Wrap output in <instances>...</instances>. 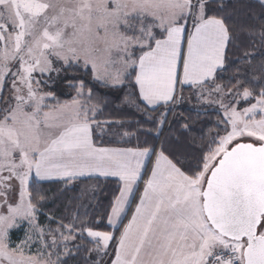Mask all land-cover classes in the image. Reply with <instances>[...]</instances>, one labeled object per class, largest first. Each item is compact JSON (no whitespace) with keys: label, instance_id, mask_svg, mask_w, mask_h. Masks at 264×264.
<instances>
[{"label":"snow or ice","instance_id":"1","mask_svg":"<svg viewBox=\"0 0 264 264\" xmlns=\"http://www.w3.org/2000/svg\"><path fill=\"white\" fill-rule=\"evenodd\" d=\"M240 7L250 22L237 26ZM241 35H258L262 51L233 60ZM257 55L264 56V0L259 11L240 0H0V264H67L73 249L84 248L78 238L93 245L91 264H109L103 257L110 264H264V86H255L264 80L241 79L237 68L232 87L217 82L232 64L250 66ZM91 82L131 89L125 102L141 110L177 104L187 86L218 105V131L195 162L163 141L98 146L94 130L104 129L81 99H91ZM61 87L75 96L46 103L56 95L42 88ZM96 175L119 181L107 212L112 231L98 230L102 220L87 212L55 228L38 225L46 197L33 202L34 178L67 187ZM23 222L29 229L14 245L10 230Z\"/></svg>","mask_w":264,"mask_h":264},{"label":"trees","instance_id":"2","mask_svg":"<svg viewBox=\"0 0 264 264\" xmlns=\"http://www.w3.org/2000/svg\"><path fill=\"white\" fill-rule=\"evenodd\" d=\"M240 3L241 5L251 3L254 10L259 11L258 1L240 0ZM245 10L244 7H240L236 19L237 26L241 23L250 22L248 18L243 15V11ZM241 42V47L233 48L229 53L233 60L245 51H262L258 35L255 39H251L247 35H241ZM261 63H264V56L261 55H257L255 59L251 60L250 66L243 63H234L223 74V80H218L217 82L223 83L227 87H232L235 84V80L230 82L229 77L236 73L237 68H239L243 74L240 77L241 79L247 77L250 81L253 80V78L264 80V69H261ZM77 75H79V73H77ZM86 79L91 81L90 72ZM10 83L11 81H9V85ZM245 86L253 87L254 85L249 83ZM255 86L258 90L259 86L264 85L257 84ZM87 87L92 88V97L88 99V102L98 109L95 119L101 122V124H105L103 128L106 129L102 135L98 134L100 133L99 129L94 130L93 138L98 146L136 148L155 144L159 147L163 141L165 147L173 155L186 157L195 162V158L200 155V149L206 146L218 131L217 121L221 118L220 113L211 110L209 107H205L200 112L186 110L184 116L177 117L168 124L171 115V112H169V116H167L160 130V114L165 112V107L155 110L149 108L147 110H141V108L132 106L125 102L126 93L131 91L129 88H106L95 82L88 83ZM44 89L45 91L55 92L56 99L49 101L50 105L56 104L57 100L60 103L70 101L73 96H75V91L73 89L63 87L59 89ZM187 92H192V90L187 88L183 89L182 96L184 97V93ZM10 93V87H6L3 95L7 99ZM240 106L246 107L247 104H241ZM171 111L173 110L171 109ZM149 117H155V122L151 121ZM106 121L111 123H104ZM184 125L188 126L187 129L184 128ZM125 132L129 133L128 136L130 138L128 140H124L125 136H123V133ZM221 134L223 133L221 132ZM145 141L148 143L145 144ZM150 167L151 163L148 166L147 173ZM147 173L139 189H141L147 177ZM72 183V187L69 185L66 187L64 182L59 181L42 183L35 181L34 185L30 188L33 192V202H36L38 195L46 197L43 203L38 205L41 208L40 218L48 214L55 215L61 218L64 223H69L73 215L79 214L81 218H84V214L87 212L89 219L102 220L98 230L112 231V229L107 226V212L110 211V204L114 195L118 194L119 182L90 178L76 180ZM122 227L123 225L120 228L122 229ZM116 235L118 236L119 232H117ZM77 240L84 245V248L68 259L67 264H91L93 257L89 258L87 249L92 248L93 245L88 239L80 240L78 238Z\"/></svg>","mask_w":264,"mask_h":264},{"label":"rangeland","instance_id":"3","mask_svg":"<svg viewBox=\"0 0 264 264\" xmlns=\"http://www.w3.org/2000/svg\"><path fill=\"white\" fill-rule=\"evenodd\" d=\"M255 1H258V2H259V0H255ZM56 66H58V65H56ZM52 75L54 76L55 73H53ZM36 78H37V79H41V77H40L39 75H37ZM43 79H47V76L43 77ZM42 90L45 91L44 88H42ZM190 93H191V92L184 93V97H183V99L179 102L180 105H179V104L175 105L174 107L171 108L173 111H168V112H167V114H166V118H167V116H169V115H168L169 112H171L170 120H169L168 124L171 123V121H173L175 118L180 117V116H181V117L184 116L186 110H187V111L189 110V111H194V112H200L201 110H203V109L205 108L204 106H199V108H198L199 110H198V111H196V110H192V109H189V107L187 106V102H188V100H191V99L194 100V97H193L192 94H190ZM81 99H82V102H85V103H86V106H88V107H95V106H93L92 104H90V103L88 102V98H87V96H85V97H83V98H81ZM51 100H52V99L47 100L46 103L49 104V101H51ZM178 107H180V108H178ZM95 108H96V107H95ZM214 111H215V110H214ZM97 112H98V109L96 108V114H97ZM164 123H165V122H164ZM164 123H163V124H164ZM103 127H105V124H101V128H103ZM162 127H163V125L160 126V130L162 129ZM97 129H99V128H97ZM103 129H104V131L106 130L105 128H103ZM99 130H100V129H99ZM129 138H130L129 136H125V137H124V140H128ZM34 180H37V181H44V180H39V179H36V178H34ZM54 180H56V179H52V180H48V181H54ZM64 184H65V183H64ZM69 186L72 187V186H73V183H71ZM40 214H41V213H38V216H37V222H38V225H39L40 227L44 228L45 230H47L48 228H55V227L57 226V223H56V222L62 220V219L59 218L58 216H55V215H49V214L46 215V216H44L43 218H40ZM49 217H54L55 219H54L53 221H50V220H49ZM28 229H29V225H28V223H27V222H23L19 228H16V229H12V230H10V237H11V240H12V242H13L14 245H15V244H19L20 241L24 240V238H25V233H26V231H28ZM75 243H79L78 240H76ZM69 246L71 247V244H70ZM37 247H38V246H36V247H31V251H30V252H29L28 249L26 248V249H25V253H26V255L35 254L36 251H37ZM61 251H62V249H61ZM73 252H74V254L76 253V252H75V249H73ZM74 254H73V255H74ZM90 257H93V260L97 259V255H96V253H91V254H89V258H90ZM53 258H55V257H53ZM108 258H109V257H103V259H105V260H108Z\"/></svg>","mask_w":264,"mask_h":264},{"label":"crops","instance_id":"4","mask_svg":"<svg viewBox=\"0 0 264 264\" xmlns=\"http://www.w3.org/2000/svg\"><path fill=\"white\" fill-rule=\"evenodd\" d=\"M191 89V88H189V87H187V86H185L183 89ZM192 90V92L190 93V94H192V96L194 97V100H188V102H187V106L189 107V109H192V110H196V111H198L199 109V106H204V107H209V108H211V110H215V111H217V109H218V105H216V104H211V103H207V102H205V101H202V100H200V99H198L197 98V96L194 94V90L193 89H191ZM179 95V94H178ZM181 101V99H179L178 100V102H177V104H179V102ZM177 104H175V105H177ZM175 105H167V106H165V105H163L162 103H161V105H158L155 109H158V108H171V107H173V106H175ZM180 105V104H179ZM149 109H151V110H153L151 107H149ZM218 112V111H217ZM118 148H122V147H118ZM153 161H154V159H155V157L154 156H152V158H151ZM149 164L150 163H148L147 164V169H148V166H149ZM151 168V167H150ZM146 173H147V171H145L144 172V174H143V179H144V177H145V175H146ZM150 174V169H149V172L147 173V177H146V179L148 178V175ZM90 178H96V179H102V180H113V181H117V182H119L118 180H117V178H115V177H101V176H98V175H96V176H91V177H89V176H85V177H81V178H79L78 180H81V179H90ZM143 179L142 180H140L139 182H138V188L136 189V191H135V194H134V197H131L130 198V200H131V206L129 207V208H127V211H126V215H124V217H123V223H121L120 225H119V227H121L123 224H126L127 222H128V220L131 218V214H132V211L134 210V208H135V205L138 203V201H139V195L142 193V191H143V185H142V187H141V189H139V187H140V184H141V182L143 181ZM145 179V180H146ZM36 182H39V183H42V182H56V181H58V180H54V181H48V180H44V181H37V180H35ZM59 182H61V181H59ZM138 191H139V193H138ZM135 199H136V201H135ZM134 201H135V203H134ZM111 228V227H110ZM123 228V227H122ZM112 229V228H111ZM113 230V229H112ZM109 252H111V248L109 249ZM108 260H109V264H110V259L108 258Z\"/></svg>","mask_w":264,"mask_h":264}]
</instances>
